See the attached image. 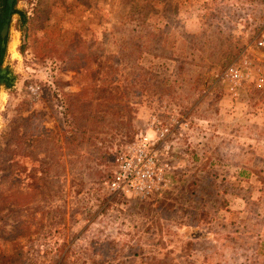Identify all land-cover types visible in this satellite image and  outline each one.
Returning <instances> with one entry per match:
<instances>
[{
  "label": "rangeland",
  "instance_id": "obj_1",
  "mask_svg": "<svg viewBox=\"0 0 264 264\" xmlns=\"http://www.w3.org/2000/svg\"><path fill=\"white\" fill-rule=\"evenodd\" d=\"M11 8L0 264H264V0ZM144 137L158 179L112 190Z\"/></svg>",
  "mask_w": 264,
  "mask_h": 264
},
{
  "label": "built area",
  "instance_id": "obj_2",
  "mask_svg": "<svg viewBox=\"0 0 264 264\" xmlns=\"http://www.w3.org/2000/svg\"><path fill=\"white\" fill-rule=\"evenodd\" d=\"M258 45L264 46V38L258 42ZM229 75L235 78L238 77L233 70H230ZM153 124L161 141L171 134L168 126L162 124L161 121L155 119ZM146 140V137L140 140L139 148L141 147V149H138L134 155L128 158L120 156L116 159L118 168L109 182L112 190L131 189L132 191L143 193L152 187L151 183L155 178L158 179V173L149 166L152 158L148 157L145 153L146 151L142 149L145 148Z\"/></svg>",
  "mask_w": 264,
  "mask_h": 264
},
{
  "label": "water",
  "instance_id": "obj_3",
  "mask_svg": "<svg viewBox=\"0 0 264 264\" xmlns=\"http://www.w3.org/2000/svg\"><path fill=\"white\" fill-rule=\"evenodd\" d=\"M14 0H7L6 5L9 8V12L7 15V18L5 19L4 22H2V26L0 29V45L3 48L5 46V41L7 38V33H8V29H9V23H10V17H11V11H12V4H13ZM3 70V69H2ZM2 74V71L0 72V75Z\"/></svg>",
  "mask_w": 264,
  "mask_h": 264
},
{
  "label": "flooded vegetation",
  "instance_id": "obj_4",
  "mask_svg": "<svg viewBox=\"0 0 264 264\" xmlns=\"http://www.w3.org/2000/svg\"><path fill=\"white\" fill-rule=\"evenodd\" d=\"M12 11H13V9H12ZM12 11H11V13H12ZM8 12H9V8H8L7 14L4 18H2L1 14H0V21H2V22L5 21V19L7 18ZM2 22H0L1 25H2ZM0 66H1V64H0ZM0 72H1V69H0ZM10 80H11V75H10L9 70L6 68L4 71H2V74L0 75V82H3L5 85H7V84L11 83Z\"/></svg>",
  "mask_w": 264,
  "mask_h": 264
},
{
  "label": "trees",
  "instance_id": "obj_5",
  "mask_svg": "<svg viewBox=\"0 0 264 264\" xmlns=\"http://www.w3.org/2000/svg\"><path fill=\"white\" fill-rule=\"evenodd\" d=\"M7 9V8H6ZM14 13H17L18 16V20H17V25H19L20 27H24L26 22H27V18L25 16V13L23 11H19V10H14ZM23 49V45L21 46V50ZM4 49L0 48V55L3 53Z\"/></svg>",
  "mask_w": 264,
  "mask_h": 264
},
{
  "label": "bare ground",
  "instance_id": "obj_6",
  "mask_svg": "<svg viewBox=\"0 0 264 264\" xmlns=\"http://www.w3.org/2000/svg\"><path fill=\"white\" fill-rule=\"evenodd\" d=\"M16 43H17L16 37L14 35L11 36L10 37V40L8 42V49H9V51H14V48L16 46Z\"/></svg>",
  "mask_w": 264,
  "mask_h": 264
}]
</instances>
